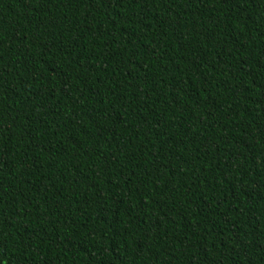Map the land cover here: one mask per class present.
I'll return each mask as SVG.
<instances>
[{
  "label": "trees",
  "instance_id": "16d2710c",
  "mask_svg": "<svg viewBox=\"0 0 264 264\" xmlns=\"http://www.w3.org/2000/svg\"><path fill=\"white\" fill-rule=\"evenodd\" d=\"M0 264H264V0H0Z\"/></svg>",
  "mask_w": 264,
  "mask_h": 264
}]
</instances>
